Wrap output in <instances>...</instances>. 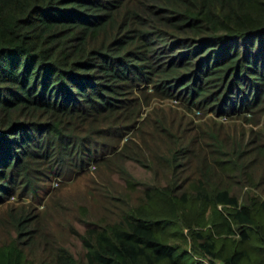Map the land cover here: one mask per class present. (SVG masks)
I'll return each mask as SVG.
<instances>
[{
  "label": "trees",
  "instance_id": "16d2710c",
  "mask_svg": "<svg viewBox=\"0 0 264 264\" xmlns=\"http://www.w3.org/2000/svg\"><path fill=\"white\" fill-rule=\"evenodd\" d=\"M143 84L226 112L262 105L264 0H0V190L32 160L75 161L82 148L62 134V117L134 119ZM213 139L187 186L178 154L200 149L195 138L167 155V184L87 228L82 260L63 246L36 259L15 238L0 247V264H264V198L241 201L216 182V168L239 169L244 151Z\"/></svg>",
  "mask_w": 264,
  "mask_h": 264
},
{
  "label": "rangeland",
  "instance_id": "374dc122",
  "mask_svg": "<svg viewBox=\"0 0 264 264\" xmlns=\"http://www.w3.org/2000/svg\"><path fill=\"white\" fill-rule=\"evenodd\" d=\"M142 86L148 95H139L140 108L132 120L107 124L90 115L61 118L62 134L77 139L75 151L82 149L75 161L61 155L57 160L30 161L11 190H0V247L17 238L36 259L48 248L63 246L82 260L84 231L118 220L147 186L167 184L174 170L167 155L191 138L196 139L193 145L202 146L192 156L189 146L178 154L181 188L195 178V161L204 148L210 152L216 136L226 151H244L239 169L224 173L216 168V182L230 184L241 201L264 198V100L246 113L226 112L206 102L186 103L178 93L172 98L154 94L149 84ZM88 149L95 151V160H88ZM21 224L25 230L19 236Z\"/></svg>",
  "mask_w": 264,
  "mask_h": 264
},
{
  "label": "clouds",
  "instance_id": "9594fccd",
  "mask_svg": "<svg viewBox=\"0 0 264 264\" xmlns=\"http://www.w3.org/2000/svg\"><path fill=\"white\" fill-rule=\"evenodd\" d=\"M218 264H220V263H218Z\"/></svg>",
  "mask_w": 264,
  "mask_h": 264
}]
</instances>
